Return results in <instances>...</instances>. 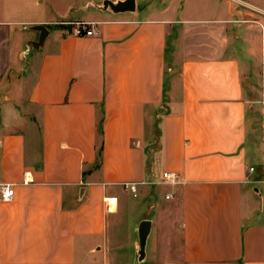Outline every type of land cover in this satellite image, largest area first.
Here are the masks:
<instances>
[{"label":"crops","instance_id":"obj_1","mask_svg":"<svg viewBox=\"0 0 264 264\" xmlns=\"http://www.w3.org/2000/svg\"><path fill=\"white\" fill-rule=\"evenodd\" d=\"M66 1L0 0V264H264V0Z\"/></svg>","mask_w":264,"mask_h":264},{"label":"water","instance_id":"obj_2","mask_svg":"<svg viewBox=\"0 0 264 264\" xmlns=\"http://www.w3.org/2000/svg\"><path fill=\"white\" fill-rule=\"evenodd\" d=\"M88 7H93L99 11L106 12L110 11L114 14H122L128 12H135V0H105L102 4L90 3ZM51 26H31L27 27L28 30L39 33V39L37 41L29 42L26 45L24 55L27 56L31 51L40 50L43 48L45 40L49 36V30ZM151 232V221L144 220L140 223L138 234H139V251H138V263L141 264L145 261L146 256V245L149 234Z\"/></svg>","mask_w":264,"mask_h":264},{"label":"built area","instance_id":"obj_3","mask_svg":"<svg viewBox=\"0 0 264 264\" xmlns=\"http://www.w3.org/2000/svg\"><path fill=\"white\" fill-rule=\"evenodd\" d=\"M75 25L76 28L74 30L77 36H81L84 33V31H86V27L89 26V24H87L86 22H78ZM85 34L91 36L93 35V30H87ZM249 173L253 175L255 173V168H250ZM176 179L177 177L173 173L167 172L164 174V180L168 184H172V185L175 184ZM252 183L255 186L259 187L262 191H264V177L261 179H253ZM129 189L131 190L132 193L136 194L137 188L134 185L129 186ZM14 195H15V190L13 186H11L10 184H5L0 186V200L2 202H11L14 198Z\"/></svg>","mask_w":264,"mask_h":264},{"label":"rangeland","instance_id":"obj_4","mask_svg":"<svg viewBox=\"0 0 264 264\" xmlns=\"http://www.w3.org/2000/svg\"><path fill=\"white\" fill-rule=\"evenodd\" d=\"M35 1V0H34ZM95 1H97V0H95ZM91 2V3H95V4H98L99 2L97 1V2ZM48 2H49V0H45V2L42 4V6L43 7H45V5H47L48 4ZM64 2H65V4H67L69 1H66V0H64ZM79 16H82V13H79ZM87 28V27H86ZM28 34H30V35H34L35 33H28Z\"/></svg>","mask_w":264,"mask_h":264}]
</instances>
